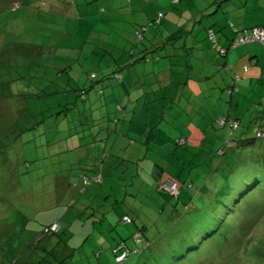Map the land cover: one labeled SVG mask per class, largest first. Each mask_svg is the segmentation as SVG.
<instances>
[{
    "label": "rangeland",
    "instance_id": "obj_1",
    "mask_svg": "<svg viewBox=\"0 0 264 264\" xmlns=\"http://www.w3.org/2000/svg\"><path fill=\"white\" fill-rule=\"evenodd\" d=\"M20 1L23 0L0 1L9 4L0 11V264H114L113 247L122 238L133 244L131 238L138 228L147 225L151 233L161 234L172 226L180 230L191 222L194 237L187 244L195 247L185 254L181 264H264V162L241 171L240 177L247 175V180L241 179L243 184L255 172L260 174L262 183L255 190L256 198L248 200V206L240 203L238 213L221 223L219 228L225 229L213 234V238H207L206 230L214 226L211 218L215 209L207 203L210 205L215 199L216 180L221 181V176L211 172L214 175L209 178L210 174L204 171L190 180L195 185L190 188L192 191L202 186L210 190L194 197L193 204L190 197L194 194L187 187L190 182L186 179L185 184L180 183L183 196L175 212L181 211L183 216L176 221L167 218L171 206L158 209L156 200L150 197L154 192L145 180L153 178L152 173L141 169L140 176L133 166L116 167L120 157L132 154H128L130 150L138 153L132 155L134 159L142 155V150H136L141 149L139 143L127 137H138L136 132L143 128L140 124L147 116L141 104L138 115L133 109L126 118L116 104H127L120 81L106 79L103 87L98 80L113 70L115 58H126V52L130 56L129 51L138 40L137 29L147 27L144 31L148 38L154 33L160 35L164 24L156 25L150 20L160 12L166 13L163 19L168 25L175 14L180 24L175 35H168L177 40L169 42L167 48L174 51L176 46L175 53L186 52L180 49L184 40L191 47L196 35L212 19L201 17L203 0H180L175 5L173 0H42L13 10ZM222 10H227L229 26L243 18L248 24L264 21V0H224ZM182 12L183 16H178ZM190 18L202 21L192 28ZM231 26L227 29L234 30ZM183 28L191 32L186 33ZM205 36V31L198 36L203 40L198 44L214 51L208 32L206 39ZM246 45L251 43L235 48ZM142 48L139 45L138 49ZM159 52L164 54L165 49ZM131 68L126 79L129 82L128 76L133 75L130 81L138 82L136 89L145 80L144 75L154 80V71L163 70L161 79L174 80L167 87L174 90L185 70L180 66L164 70L169 68L166 58L161 62H138ZM92 76L95 82H91ZM140 88L146 90L145 85ZM81 89L87 91L85 100L80 97ZM102 89L103 96L99 93ZM263 94L259 89L262 96L247 95L251 100L248 103L235 102L239 107L235 114L252 102L247 110L253 113L248 116H253L256 123L242 118L244 123L234 134L245 132L254 139L256 132L264 129ZM219 96L210 94L206 102L216 113L220 112L216 105ZM150 116L149 122L160 121L164 127L161 117ZM131 127L134 131L130 134ZM263 141L264 137L256 139L258 144ZM258 150L253 153L264 160V148ZM102 166L104 181H91L94 169L101 170ZM88 169L90 182L85 184L82 174ZM192 175L196 176L195 170ZM166 183L164 188L169 189L172 183ZM202 198L206 202L199 211L197 200ZM190 202L196 213H186L184 203ZM125 210L134 220L131 224L121 220ZM245 215L244 229L233 234L232 225L238 227ZM54 221L60 223V233L44 237L42 229ZM227 228L231 229L228 237L224 232ZM183 240L177 244L178 249L184 248Z\"/></svg>",
    "mask_w": 264,
    "mask_h": 264
},
{
    "label": "trees",
    "instance_id": "obj_2",
    "mask_svg": "<svg viewBox=\"0 0 264 264\" xmlns=\"http://www.w3.org/2000/svg\"><path fill=\"white\" fill-rule=\"evenodd\" d=\"M39 1L42 0H23L19 2V6L14 4L12 9L18 11L20 7H31L33 4L38 3ZM179 1L180 0H173V4H176ZM7 6H9V4H6L4 2L0 4V11L4 10V8H6ZM11 6L12 5H10V7ZM164 15L165 13L161 12L159 13L158 17H152L150 20L157 25L158 22H161V19ZM256 26L264 28V26ZM253 27L251 29H253ZM146 29L148 28H143V30L137 29L138 40L136 44H133L132 50L129 51L130 56L126 52V58H115V66H112L113 70L110 73L105 74L100 80H98L99 82H97L104 87V84L102 83H104L106 79L111 78V80L115 79V81H120L123 86L124 92H126L127 94V101H125V103L127 102V104L124 105L118 101L116 104L118 105V109L120 110V112L121 110H124V115L126 118L128 117V113H131V111H128V113L126 111L128 106V99L135 97V87L138 83L137 81H130L133 80V75L131 76V78H129V82L126 79L127 75L129 73H132L131 67L135 64H138V62H143L150 59V56L146 55L147 53L154 54L153 52H156V50L163 47V45L160 46L157 44L147 53L143 54L141 53L142 51H138L140 50L138 49L139 45H145L144 42L147 39V36L144 30ZM211 32L214 33L216 39L215 31L212 29H208V36L210 41ZM242 32H237V36H239ZM169 41L170 40L168 39L165 40V46L169 43ZM213 45L216 46L217 43H213ZM230 47L231 45L228 47H221L220 49H228L229 54L231 51ZM228 54H226L225 56H227ZM225 64L226 69L229 68V65H227V63ZM252 65H254V63H252ZM249 66L250 65L245 66L246 70ZM94 78L95 77L93 76L90 77L91 82H95ZM144 79V81H141V84L147 82L146 77ZM239 81H241V76L237 73H233L231 81L228 83V85L226 86L227 88L224 90L226 92V98H222L225 102L223 105H226V108L228 107L227 113H223L222 116H219L216 119L214 118L213 122H211L214 126L211 127L212 131L208 136L203 134V137L202 133H199L202 132L201 127H197V125H195L194 123H191L192 126L190 124H184L181 117L175 119H170V116L166 117L167 119L164 120L163 124L164 127L160 125V121L152 123L151 125V123L146 121V117H144V121L142 120L140 124L144 129L142 128L143 130L141 129L140 131H138V137L130 135L129 137H127L132 142L139 143V148L141 149L137 148L136 150H142V155H138V157H140L134 159L132 157V155L135 154L133 152L134 150H130L128 154H132L129 157H120V163L116 166L119 167V165H122L123 167H130V169L131 166H133L132 168L135 167L134 172L137 175L141 174V169H144L143 172L152 173L153 178L151 177L150 179L145 180V183L148 184L153 190L152 192H154L150 197L156 200L158 209L159 207L164 208L167 206H171V208L173 209H171V212L168 214L167 218H173L176 221H179V219L183 216H181V214H183L181 211H179L178 213L175 212L178 210L183 196L181 189L179 188L180 183L185 184L184 182L186 181V179L188 180V182H190V180L200 177V175L204 171H207L208 175L213 172L214 174L216 173V176H221V181L216 180L218 181V184L215 186V191L217 193L215 195V199L213 200V202H211L210 205L209 203H207L208 207L210 206L212 210L215 209V211H212L214 215V217L211 218L212 222L210 221L211 225L214 224V226L206 230V235L208 234L207 238H213L215 236L213 234H217L220 231H223L225 228L222 227L223 229L221 230L219 228L220 224L229 219V217H234L236 213H238L236 208L240 203L247 204L248 206V202L256 198L257 191L255 190L262 183L260 174L258 175L257 173L256 175V172H253L254 177L248 179V181L250 182L246 181L244 182V184L241 179L243 178L244 180H247L245 178L247 177V175H242L240 177L241 171H244L245 168L254 167L255 164L257 165L264 162V160H262L263 158L261 159L260 157H258V159L256 158L257 156L253 153L255 149L260 150L264 148V141L262 144H258L256 142V139L258 137H264V129L258 130L254 139L249 138V136H247L245 132H237L236 134H234L235 130L239 129L243 124L240 118L236 117L234 112L229 108L230 104H232L233 102L235 93L239 91ZM108 86L109 85H106L105 87ZM113 87L115 88L116 85H114ZM113 91H115V89H112V92ZM99 93L101 94V96H103V89L100 90ZM86 96V89H81L80 97L85 100ZM219 120L223 121L222 124L219 123ZM131 121L132 120H130V122ZM234 121L239 122L237 127L232 126V123ZM146 128L149 130V132L148 130H145ZM131 129L129 128L128 132L130 134L132 132ZM259 132H263V134L259 135ZM191 133H194V135H192ZM201 136L203 137V141L200 142V145L197 147L192 146V141L200 139ZM258 145L260 148H256V146ZM137 154H135V156H137ZM124 160H130V163L121 162ZM143 161L145 162L144 164ZM194 170L196 171V176L192 175V171ZM84 171H82L84 172L82 175L86 184L90 182V179L88 178V176H86V174L91 170L88 169ZM94 171V176L91 178V181H104V167L102 166L101 170L94 169ZM213 173L209 175V178L214 175ZM170 180L176 184V188L178 191L176 195L171 194L166 188H164V186L167 184L166 182ZM141 184L143 183L141 182ZM251 184H253L252 187H250ZM187 187L188 191H192L190 188H195V185L190 182ZM205 187L206 186H202L199 189H194V191H192L194 194L193 197L192 195L190 197V200L192 198V204L194 202V197L202 195V192H205L206 190L210 192V190L206 189ZM197 201L198 203H200L196 208H199L198 210L200 211L202 209L201 206L204 205L206 201L203 198L198 199ZM191 202L189 205L184 203V205L187 206L185 208L187 214L195 211L193 210V206H191ZM245 210L246 209H244L243 212H245ZM124 217H127L130 220L128 222L123 220L126 223L131 224L134 221L131 217V214L127 210L123 211L121 220ZM245 217L246 215L241 218L242 223H239L238 227L235 224L232 225L231 229L232 231H234L233 234L238 235L239 231H242L244 229ZM166 220L168 221V219ZM53 224L54 223L52 222V225ZM52 225L42 229L41 233L42 235H44V237H50L54 234L57 235L60 233V223L56 231L49 232V229L52 227ZM191 226L192 222L187 224L186 227L184 226L182 229L178 230L175 225L172 226V228H170L166 233L160 231L161 234H156V232H152V234L151 231H148L150 230L149 226H142L141 228H138L137 232L134 233V235H132L131 240L133 244L129 243L128 238H122V240L113 247L114 264H176L177 262H179L178 264H181V261L184 260L185 254L187 252H192L195 247L194 245L187 244L189 239L192 240V236L194 237ZM231 229L227 228V230L224 231L227 237V232ZM182 239H184L182 244L185 246L184 248L178 249L177 244L181 243ZM9 251L10 250H8L7 252ZM123 254H125L126 256L120 260L119 258ZM97 256H100V254L98 253ZM14 263L15 261L11 262L10 264Z\"/></svg>",
    "mask_w": 264,
    "mask_h": 264
},
{
    "label": "crops",
    "instance_id": "obj_3",
    "mask_svg": "<svg viewBox=\"0 0 264 264\" xmlns=\"http://www.w3.org/2000/svg\"><path fill=\"white\" fill-rule=\"evenodd\" d=\"M247 2H250V0H247ZM224 4V0H208V2L201 3L200 5V11L202 19H205L206 16L212 19L209 20V24H205L202 28V33L204 31L206 32V36L204 39L207 38V32L208 29H212L216 33V41L217 45L214 46L215 50L212 51L209 49V46H204L205 48H202L198 43L203 42L202 39H199L198 36L202 33H198L196 35L195 43L190 47H188L186 41L184 40V45L180 46L181 50H184L186 52L184 53H175V50L178 49V47H173L174 51L169 50L167 47L171 45L168 43L165 46V40H170L169 42H175L177 40V37L170 38L168 35H175L178 30H180V24L177 20V17L175 14L174 17L171 19L170 24L168 25L166 21H164V17L166 18V13L162 17L161 22L164 24V29L160 27V35L158 33H154L153 37H147L145 40V45L142 49L138 51H142L141 53H147L151 48H153L155 45H163L161 49L156 50V52L147 53V56H150V59L154 60L155 62L160 61L164 58H166L167 64L169 68H164V70H168L173 67H183L182 71V77L178 82V86H176L173 89L167 88L170 83L174 84V80L168 81V79H161L162 71H154L155 78L154 80H148L147 84L140 83V86L135 89V91H139L138 95L134 98L128 99V106H127V113L128 111H131L133 109L135 115L137 114L138 109L140 108L141 104L144 110V113L148 118H146V121L149 122L150 115H157L162 118V120L166 117L170 116V119L172 118H180L183 120V123L190 124L194 123L197 125V127H201L202 136L203 134L208 136L214 125H212L211 122H213L214 118L216 119L219 116H222L223 113H227L226 105H223L225 102L222 98H224V95L226 92L224 91L228 85V83L231 81V78L233 76V73H237L241 76V81L238 82L239 91L235 93V96L233 97V102L230 104V110L234 112L235 109L239 108L236 107L235 102H241L242 100L251 101L250 98H248L247 95L251 96L253 94L259 95V89H262L264 91V43L263 42H254L251 43V45L242 46L240 48H233L231 49L230 53L226 56L225 59H222L218 53L219 49L221 47H227L231 45L232 40H234V36L237 34V32H242L251 29L253 26L260 25L264 26V21H261V23H258L257 21L253 22V24H248L246 22V19L243 18L239 22H232L231 27L234 28V30H229V24L226 16L227 10H222V5ZM175 5V4H173ZM209 9V13H205V11ZM221 12V13H220ZM161 13V12H160ZM183 13H180L178 16H183ZM257 15V12H256ZM226 16V17H225ZM247 16V13H245V16ZM149 17V16H148ZM155 18V16H153ZM150 18V17H149ZM247 18V17H246ZM151 19V18H150ZM189 20L192 21L189 25L193 26L197 23L200 24L202 20H199L196 22L195 18H190ZM158 22L157 25H160ZM186 22L184 23V25ZM188 25V26H189ZM167 26H171L172 29H168ZM237 29V31H235ZM182 30H185L186 33H190V29L183 28ZM213 43L212 41H209ZM212 46V47H213ZM201 47V48H200ZM149 48V49H148ZM144 49V50H143ZM162 49H165V53L161 54L159 51ZM198 50V51H196ZM196 51V52H195ZM150 59L145 60L150 61ZM225 63L229 65V68L226 69ZM254 63L253 68L248 67L246 70L245 66L250 65ZM212 66V68H211ZM153 72V70H152ZM151 73V72H150ZM148 73V74H150ZM206 75V76H204ZM132 75L128 76V78H131ZM206 77V80H204V77ZM145 78V75H144ZM165 82H164V81ZM185 80V81H183ZM183 81V82H182ZM141 85H145L146 90H141ZM136 88V87H135ZM148 88L150 90L148 91ZM134 91V88H133ZM152 91V92H151ZM136 93V92H135ZM152 93V94H151ZM114 96L117 94L112 93ZM210 94H213L214 96H218L219 103L216 104L220 108V112L216 113V111H213V108L210 106L208 107L206 105V102L208 101ZM147 97H144V96ZM264 95V94H263ZM151 96V98H150ZM262 96V95H259ZM250 102L249 104H246L244 107L243 112H237L235 114L236 117H239L241 122L242 118L247 117L248 122L256 123L253 121L254 117H249V113H253L251 109L247 110L251 106ZM132 104H136L135 107H132ZM264 105V103H261ZM158 117V118H159ZM258 118V117H257ZM167 119V118H166ZM164 119V120H166ZM169 119V120H170ZM158 120V119H157ZM163 120V121H164ZM144 121V119H143ZM152 125V122H149ZM244 123V122H243ZM132 128V127H131ZM130 128V129H131ZM144 129V128H143ZM142 129V130H143ZM148 130L147 128L145 129ZM133 132L134 130L131 129ZM204 131V132H203ZM149 132V130H148ZM137 135L139 132H136ZM194 135V133H191ZM213 134V133H212ZM198 135V134H197ZM223 135V134H222ZM170 136V134H169ZM193 140L192 146H199L200 142H202V138Z\"/></svg>",
    "mask_w": 264,
    "mask_h": 264
},
{
    "label": "built area",
    "instance_id": "obj_4",
    "mask_svg": "<svg viewBox=\"0 0 264 264\" xmlns=\"http://www.w3.org/2000/svg\"><path fill=\"white\" fill-rule=\"evenodd\" d=\"M210 39L211 41H213L214 44L217 43L216 39H215V35L213 32L210 33ZM232 44H231V47L230 49L232 48H235L239 45H242V44H247V43H254V42H263L264 43V28L262 27H258V26H255L253 27V29L251 30H247V31H244L242 32L239 36H237L234 40H232ZM228 49L226 48H222L220 49L219 53L223 54V55H226L228 54ZM222 120H219V123L222 124ZM239 124L238 121H234L232 123V126L233 127H237ZM263 132H259V135H262ZM170 182L172 183V185L166 189H168V191H170L171 194H174L176 195L178 193L177 191V188H176V184L174 182H172L170 180ZM174 183V184H173ZM122 220L128 222L130 221L127 217H124ZM59 227V223L58 222H54V224L52 225V227L49 229V232H52V231H56ZM126 255L123 254L122 256H120V260L123 259Z\"/></svg>",
    "mask_w": 264,
    "mask_h": 264
},
{
    "label": "bare ground",
    "instance_id": "obj_5",
    "mask_svg": "<svg viewBox=\"0 0 264 264\" xmlns=\"http://www.w3.org/2000/svg\"><path fill=\"white\" fill-rule=\"evenodd\" d=\"M257 42H259V41H257Z\"/></svg>",
    "mask_w": 264,
    "mask_h": 264
},
{
    "label": "clouds",
    "instance_id": "obj_6",
    "mask_svg": "<svg viewBox=\"0 0 264 264\" xmlns=\"http://www.w3.org/2000/svg\"><path fill=\"white\" fill-rule=\"evenodd\" d=\"M54 223V222H53Z\"/></svg>",
    "mask_w": 264,
    "mask_h": 264
}]
</instances>
